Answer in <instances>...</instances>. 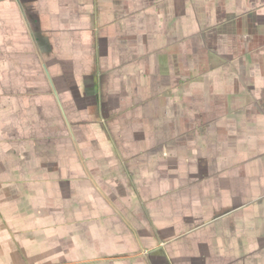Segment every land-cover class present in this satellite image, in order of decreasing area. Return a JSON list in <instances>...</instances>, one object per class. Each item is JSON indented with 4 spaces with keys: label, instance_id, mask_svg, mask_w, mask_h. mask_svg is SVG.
Listing matches in <instances>:
<instances>
[{
    "label": "crops",
    "instance_id": "obj_1",
    "mask_svg": "<svg viewBox=\"0 0 264 264\" xmlns=\"http://www.w3.org/2000/svg\"><path fill=\"white\" fill-rule=\"evenodd\" d=\"M204 32L227 133L137 137L130 78L178 83ZM0 264H264V0H0Z\"/></svg>",
    "mask_w": 264,
    "mask_h": 264
},
{
    "label": "rangeland",
    "instance_id": "obj_2",
    "mask_svg": "<svg viewBox=\"0 0 264 264\" xmlns=\"http://www.w3.org/2000/svg\"><path fill=\"white\" fill-rule=\"evenodd\" d=\"M200 23L202 22L200 21ZM198 40L199 62H178V64L174 66L175 70L180 67L182 68L180 73L183 77L178 83H175L172 79L166 77L169 75V72L166 69H162L159 74L156 72L157 68L155 66L146 67L144 69V73L136 68V73H141L131 77L130 79L135 80L134 88H136L135 93H138V95L134 98L135 100H133L132 105L129 106L130 112L127 114L122 113L123 115L119 116L118 121L124 122L127 125H129L130 122L139 125L144 124V130L133 132V134L135 133L137 137H144L146 140L151 139L155 143H164V140L174 139L175 137H181L186 140L198 138L199 140L207 141L208 139H213L212 133L216 124V138L222 139L223 135L227 133L225 131V127L222 126V123L224 122V116L222 113L223 107L225 106V99L222 97H216L214 106L217 109L219 108L220 112L214 114L210 110L212 101L210 102V106L207 107V99L205 97V91L211 89L208 87L210 85L214 87V82L216 86V88L214 87L216 89V93L222 92V85L219 82L223 79L224 73L228 67L222 66V64L227 61L226 58L221 56L222 50H219L218 48L226 45L224 44L225 42L222 41L217 49L210 50L208 48L214 45L217 46L216 33L209 35V33L207 34L204 32L198 36ZM224 51V54L228 53V51ZM238 53L240 52L236 49L233 54L236 59L239 58ZM186 56L188 61H190L191 52L189 51ZM183 58L185 60V57ZM191 63H193V68L195 67V63L198 64L197 81L199 82V98L195 100L196 102H191V100L187 98L174 99L175 96H173L174 93H172V90L175 88H172L174 85L182 84L183 86H186V90L189 88V81L192 80L189 75L192 67ZM214 68L219 75H213L211 73ZM234 69L238 70L239 68L235 67ZM209 73H211L210 77H206V74ZM142 75H146V78H143ZM141 79L146 80V82H141ZM160 88L163 89L162 93H158ZM209 93L211 94V92ZM170 95L173 97H170ZM191 105L194 109L193 114H190V110H187V107H190ZM131 111L134 114L133 118H129ZM192 128H197V136L194 135L195 131H192ZM132 138L134 137L132 136ZM206 149L207 148L204 146H199V155L205 157ZM129 176L130 179H133L132 174H129ZM163 182L164 179L157 178L154 183L155 185L160 186Z\"/></svg>",
    "mask_w": 264,
    "mask_h": 264
}]
</instances>
